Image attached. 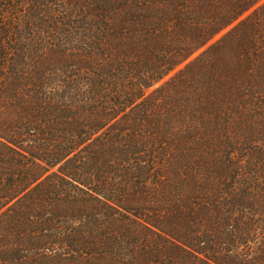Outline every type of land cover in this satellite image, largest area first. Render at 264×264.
<instances>
[{
	"label": "trees",
	"instance_id": "1",
	"mask_svg": "<svg viewBox=\"0 0 264 264\" xmlns=\"http://www.w3.org/2000/svg\"><path fill=\"white\" fill-rule=\"evenodd\" d=\"M0 264H264V0H0Z\"/></svg>",
	"mask_w": 264,
	"mask_h": 264
}]
</instances>
